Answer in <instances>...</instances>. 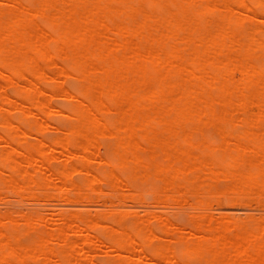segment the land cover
I'll return each mask as SVG.
<instances>
[{"label": "bare ground", "instance_id": "bare-ground-1", "mask_svg": "<svg viewBox=\"0 0 264 264\" xmlns=\"http://www.w3.org/2000/svg\"><path fill=\"white\" fill-rule=\"evenodd\" d=\"M0 264H264V0H0Z\"/></svg>", "mask_w": 264, "mask_h": 264}, {"label": "rangeland", "instance_id": "rangeland-1", "mask_svg": "<svg viewBox=\"0 0 264 264\" xmlns=\"http://www.w3.org/2000/svg\"><path fill=\"white\" fill-rule=\"evenodd\" d=\"M70 83H71V85H70ZM74 83H75L74 81H72V82L70 81V82H68V83L65 84V87H67V88H73ZM8 90L13 91V89H8ZM62 102L63 101L60 98H57V99L54 100V104H61ZM54 119H57V117H54ZM104 154H105V151H104ZM102 188L105 191V195H107L106 197L104 196V199H105L106 202H109V200L111 199V189H110L109 185L107 186V184H104ZM150 198H152V197H150ZM24 212H26V208L23 207V206L15 209V210H11V213L13 215H18V214H21V213H24ZM171 215H173V214H171ZM179 222L182 223V224H185V225H190L189 218H188V216L186 214L180 216ZM153 226L155 227L156 230L159 228L156 223H154ZM103 236H104V234H101L100 237L103 238ZM104 238H105V236H104ZM104 238H103V240L106 239V238L105 239ZM25 240H27V239L24 238L23 241H25ZM96 257H97V260L98 261L106 262L107 263V259L105 258V255L103 253L100 252V254H98Z\"/></svg>", "mask_w": 264, "mask_h": 264}]
</instances>
